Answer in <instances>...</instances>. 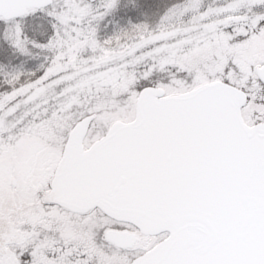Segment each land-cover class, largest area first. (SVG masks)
<instances>
[{"label": "snow or ice", "instance_id": "obj_1", "mask_svg": "<svg viewBox=\"0 0 264 264\" xmlns=\"http://www.w3.org/2000/svg\"><path fill=\"white\" fill-rule=\"evenodd\" d=\"M0 264H264V0H0Z\"/></svg>", "mask_w": 264, "mask_h": 264}]
</instances>
